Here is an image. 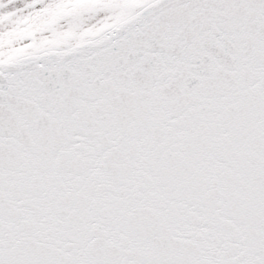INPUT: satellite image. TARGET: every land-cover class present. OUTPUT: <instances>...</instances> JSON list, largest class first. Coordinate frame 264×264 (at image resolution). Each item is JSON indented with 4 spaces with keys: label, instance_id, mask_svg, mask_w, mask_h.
<instances>
[{
    "label": "snow or ice",
    "instance_id": "obj_1",
    "mask_svg": "<svg viewBox=\"0 0 264 264\" xmlns=\"http://www.w3.org/2000/svg\"><path fill=\"white\" fill-rule=\"evenodd\" d=\"M0 264H264V0H0Z\"/></svg>",
    "mask_w": 264,
    "mask_h": 264
}]
</instances>
